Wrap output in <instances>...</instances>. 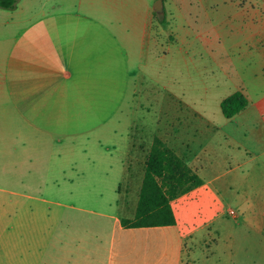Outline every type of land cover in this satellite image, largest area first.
<instances>
[{
	"label": "crops",
	"instance_id": "0c3cea01",
	"mask_svg": "<svg viewBox=\"0 0 264 264\" xmlns=\"http://www.w3.org/2000/svg\"><path fill=\"white\" fill-rule=\"evenodd\" d=\"M37 1L21 0L13 10L0 8V174L30 167L46 171L52 164L63 174L78 173L79 161L71 159L80 152L88 157L92 177L109 174L114 158L121 178L127 171L145 172L147 152L133 145L129 149L128 133L104 147L111 140L105 127L111 126L115 111L126 108L129 93L137 91L130 89L137 88L145 59H160L170 46L193 37L179 34L184 8H191L195 19L207 9L234 12L230 26L215 24L213 29L230 27L243 39L231 41L236 54L216 62L233 72L226 78L234 88L224 98L242 90L249 104L216 131L215 140L231 150L230 162L218 173L222 159L210 157L211 145L203 144L212 141L209 135H202L199 164L189 152L174 150L202 183L174 199L172 206L194 201L195 207L188 208L194 214L212 209V217L198 226L183 231L175 210L177 223L170 226L125 228L116 219L109 247H96L88 233L77 231L65 236V247L58 241L62 233L33 229L26 217L3 214L0 264H264V0H161V13L153 9L158 0H136L129 6L112 0L110 9L101 7L100 19L95 0ZM103 2L107 7L110 0ZM160 44L167 51L161 52ZM229 173H239L243 181L233 198L240 208L235 228L224 231L215 226L222 213L208 201L206 189ZM0 203L15 205L4 199ZM83 242L87 246L81 247Z\"/></svg>",
	"mask_w": 264,
	"mask_h": 264
},
{
	"label": "rangeland",
	"instance_id": "374dc122",
	"mask_svg": "<svg viewBox=\"0 0 264 264\" xmlns=\"http://www.w3.org/2000/svg\"><path fill=\"white\" fill-rule=\"evenodd\" d=\"M43 1L38 0L36 5ZM124 1L129 6L135 4L136 0ZM103 4V0H95L97 19L104 17L100 13L101 7L110 9L112 0L107 7ZM233 13L207 9L198 13L195 19L194 14L190 15L191 8L181 9L178 23L182 33L179 34L191 33L193 37L189 36L185 44L170 46L169 54L160 59H145L137 79V88L130 89L137 91L135 94L132 91L129 93L126 108L115 111L111 126L105 127V135L109 132L111 140L109 142L107 138L102 143L104 147L114 144L113 140L128 133V147L136 146V151L140 153L144 151L148 154L154 141L161 139L176 152H189L193 162L199 164L202 135L207 134L212 141L203 144L211 145L210 157L216 156L223 161L215 173L225 168L230 162L227 155L231 150L222 140L216 141L215 136L219 126L227 119L222 114L220 101L234 88L226 78L228 73L233 72L226 67V63L219 64L216 59L236 54L237 47L232 46L231 41L243 39V35H237V31L230 27L213 29V26H230ZM118 16L123 15L119 13ZM184 26L186 29H183ZM158 49L162 52L167 51L168 47L160 44ZM131 69L135 70V64H132ZM47 160L54 163L58 159ZM71 160L79 161L81 170L78 173L68 171L63 174L57 165L52 164L53 167H46V171L30 167L26 171L0 174V201H15L14 206L0 203V216L10 214L11 218L17 220L26 217L24 220L33 229L42 227L54 234L62 233L64 236L60 235L58 241L65 247V236L77 231L81 236L88 233L93 237L90 240L96 247L107 248L117 229L116 219H133L135 216L144 171L134 175L127 171L125 177L121 178L120 168L114 158L109 174L94 173L92 177L88 173L86 154L80 152L77 158ZM131 160L128 158V161ZM209 173L208 176L213 175L211 171ZM234 175H237V181ZM70 179H73V183ZM242 181L239 173H229L206 189L210 195L208 201H211L217 212L222 213L215 220V226L224 231L235 228L233 223L238 219L240 208L233 198ZM120 184L121 189L118 191ZM194 204V201L173 204L183 231L212 217V209L203 214H194L188 209L194 208ZM231 210L236 216L230 215ZM49 240L54 244L58 242L57 238ZM82 246H87V243H81ZM203 250L206 251L205 248Z\"/></svg>",
	"mask_w": 264,
	"mask_h": 264
},
{
	"label": "trees",
	"instance_id": "16d2710c",
	"mask_svg": "<svg viewBox=\"0 0 264 264\" xmlns=\"http://www.w3.org/2000/svg\"><path fill=\"white\" fill-rule=\"evenodd\" d=\"M19 1L0 0V8L13 10ZM248 104L245 93L239 90L224 98L220 108L223 116L230 119ZM201 183L199 176L182 157L164 141L156 139L147 156L135 216L133 219L121 220V225L125 228L175 225L177 220L172 201Z\"/></svg>",
	"mask_w": 264,
	"mask_h": 264
},
{
	"label": "water",
	"instance_id": "95a60500",
	"mask_svg": "<svg viewBox=\"0 0 264 264\" xmlns=\"http://www.w3.org/2000/svg\"><path fill=\"white\" fill-rule=\"evenodd\" d=\"M158 5H162V1H161V0H158V4H156V5L153 7V9H154V11H155L156 13H161L162 8L159 9Z\"/></svg>",
	"mask_w": 264,
	"mask_h": 264
},
{
	"label": "built area",
	"instance_id": "2783aa9c",
	"mask_svg": "<svg viewBox=\"0 0 264 264\" xmlns=\"http://www.w3.org/2000/svg\"><path fill=\"white\" fill-rule=\"evenodd\" d=\"M230 215L235 216V212L233 210L230 211Z\"/></svg>",
	"mask_w": 264,
	"mask_h": 264
}]
</instances>
